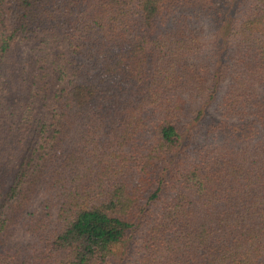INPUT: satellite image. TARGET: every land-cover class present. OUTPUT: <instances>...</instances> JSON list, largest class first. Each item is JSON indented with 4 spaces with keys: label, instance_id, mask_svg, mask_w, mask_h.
Returning <instances> with one entry per match:
<instances>
[{
    "label": "trees",
    "instance_id": "16d2710c",
    "mask_svg": "<svg viewBox=\"0 0 264 264\" xmlns=\"http://www.w3.org/2000/svg\"><path fill=\"white\" fill-rule=\"evenodd\" d=\"M0 264H264V0H0Z\"/></svg>",
    "mask_w": 264,
    "mask_h": 264
},
{
    "label": "rangeland",
    "instance_id": "374dc122",
    "mask_svg": "<svg viewBox=\"0 0 264 264\" xmlns=\"http://www.w3.org/2000/svg\"><path fill=\"white\" fill-rule=\"evenodd\" d=\"M17 239L20 240L21 242H24V241H26L28 239V236L19 235V236H17Z\"/></svg>",
    "mask_w": 264,
    "mask_h": 264
}]
</instances>
